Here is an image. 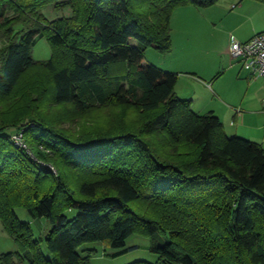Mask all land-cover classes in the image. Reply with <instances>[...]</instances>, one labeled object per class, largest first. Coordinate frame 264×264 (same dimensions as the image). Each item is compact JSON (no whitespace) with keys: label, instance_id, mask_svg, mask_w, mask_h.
<instances>
[{"label":"trees","instance_id":"16d2710c","mask_svg":"<svg viewBox=\"0 0 264 264\" xmlns=\"http://www.w3.org/2000/svg\"><path fill=\"white\" fill-rule=\"evenodd\" d=\"M220 1L0 0V222L19 248L0 264H92L87 246L119 256L133 236L158 259L132 264H264V147L144 64L171 52L176 10ZM51 5L72 16L48 21ZM18 208L48 220L44 238Z\"/></svg>","mask_w":264,"mask_h":264},{"label":"crops","instance_id":"0c3cea01","mask_svg":"<svg viewBox=\"0 0 264 264\" xmlns=\"http://www.w3.org/2000/svg\"><path fill=\"white\" fill-rule=\"evenodd\" d=\"M245 14L253 21L249 33H246V25L238 22V18ZM263 18L264 4L255 0H221L209 8L178 9L171 19V52L162 54L157 51L159 55L152 54V57L158 59V64L154 62V65L178 74L176 93L183 100H191L197 114L212 112L229 136H238L264 147V80L244 72L241 60L230 55L232 39L245 43L264 32V26L256 25V21ZM185 43H193L194 49H183ZM206 58V64L214 63L212 68L217 66L215 60H220L219 68L214 72H206L203 68H190V72L183 69L187 62L192 66L195 61L200 64ZM144 64L152 63L145 57ZM150 244L147 238L133 236L127 242L131 250L119 256H113L116 252L103 244L96 248L89 245L86 249L98 251L92 264H121L120 260L132 252L140 249L151 252ZM18 250V245L0 222V255Z\"/></svg>","mask_w":264,"mask_h":264},{"label":"rangeland","instance_id":"374dc122","mask_svg":"<svg viewBox=\"0 0 264 264\" xmlns=\"http://www.w3.org/2000/svg\"><path fill=\"white\" fill-rule=\"evenodd\" d=\"M238 1H241V0H238ZM250 1H253V0H250ZM248 3H250V2H248ZM188 7L197 8L196 6H191V5L190 6H185V7H182V8H188ZM182 8H179V9H182ZM235 8L236 7L233 5L232 6V10H234ZM42 13H43L44 17L48 21H54V20H58V19H61V18H69V17L72 16V11L69 8H66L64 10H58V9L55 8L54 5L46 7L44 10H42ZM249 18L250 17L247 14H245L244 17L240 16L238 18L239 24L246 25V33H249L250 29L252 30V28H253V21H251ZM256 25L258 27L264 26V18L262 20L261 19L257 20L256 21ZM232 34L234 35V33H232ZM230 38H231V35H230ZM132 43L136 44L137 42L135 40H132ZM2 45L3 44L0 43V47ZM193 45H194L193 43L192 44L185 43L183 49H187L188 51L189 50L191 51L192 49H194ZM194 51H196V48H195ZM152 54L159 55L156 50L149 49V50L146 51L145 57H147L148 60H151L152 64L154 62H155L154 64H158V62H157L158 59H155L154 57H152ZM33 58L36 61H47V60H49L51 58V48H50V45L48 44L46 39L39 38L37 40L36 45H35V47L33 49ZM203 58H205V56H203ZM205 61H207V58H206V60L204 59L203 63H200V64H198L195 61V64L192 65V66H189L188 62H187V65H185L186 68H183V69H187V70H189L188 72H190V68H200V69L203 68L206 72H209V71L214 72V69H216L217 67L219 68V66H220V64H218V62L220 60H218V59L215 60V62L217 63V66H214L215 68H212V64H214V63L206 64ZM155 66H157V65H155ZM160 69H162V67ZM168 72H170V71H168ZM12 133H15V132H12ZM7 134H11V130L7 131ZM16 214H17V217L19 218L20 221L30 223V225H31V227H32V229L34 231V235H35L36 239L37 238H44L45 235L47 234V232L50 229V223L48 222V220H46L44 218H42V219H34L31 216V214L25 208L16 209ZM67 214H68V216L73 218L76 213L75 212H67ZM134 237L141 238V239L143 238V237H139V236H134ZM101 244L102 243H96V244H92L91 246L96 248L98 245L101 247ZM157 259H158L157 255L153 254L152 252H149L148 250H145V249H140V250H138L136 252H132V254H129L128 256H125V258H123L120 261H121V264H129V262H133L132 260L146 261V262L155 263V262H157ZM130 264H132V263H130Z\"/></svg>","mask_w":264,"mask_h":264},{"label":"built area","instance_id":"2783aa9c","mask_svg":"<svg viewBox=\"0 0 264 264\" xmlns=\"http://www.w3.org/2000/svg\"><path fill=\"white\" fill-rule=\"evenodd\" d=\"M230 55L235 59L241 60L244 71L254 78H262L264 80V32L255 35L250 41L245 43L232 39ZM11 140L16 146L27 149L23 131L12 133ZM49 168L56 173L52 166H49Z\"/></svg>","mask_w":264,"mask_h":264}]
</instances>
